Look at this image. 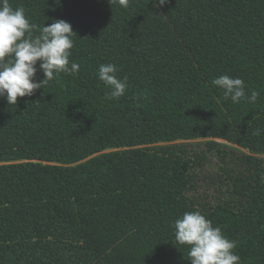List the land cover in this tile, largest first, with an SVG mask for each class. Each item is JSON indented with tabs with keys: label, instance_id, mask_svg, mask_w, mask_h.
Masks as SVG:
<instances>
[{
	"label": "trees",
	"instance_id": "obj_1",
	"mask_svg": "<svg viewBox=\"0 0 264 264\" xmlns=\"http://www.w3.org/2000/svg\"><path fill=\"white\" fill-rule=\"evenodd\" d=\"M9 3L37 29L69 22L80 70L17 105L0 97V264H191L172 225L195 210L239 264H264V0ZM101 64L128 78L119 99ZM224 74L256 102L224 99L211 85ZM205 139L247 153L222 161L219 185L169 146Z\"/></svg>",
	"mask_w": 264,
	"mask_h": 264
},
{
	"label": "clouds",
	"instance_id": "obj_2",
	"mask_svg": "<svg viewBox=\"0 0 264 264\" xmlns=\"http://www.w3.org/2000/svg\"><path fill=\"white\" fill-rule=\"evenodd\" d=\"M158 2L162 6L167 0ZM109 3L127 6V0H109ZM73 35L76 34L72 25L63 19L54 18L50 25L37 29L22 6L13 8L9 0H0V97L8 105H17L18 97L32 96L55 75H76L80 65L69 61ZM38 70L42 71L43 79L37 81ZM118 70L115 64L99 65L98 78L109 89L106 99H119L126 93L128 78L120 79ZM211 85L223 90L224 99H231L233 103L241 100L255 103L260 95L251 89L250 95H246L244 81L227 74L212 79ZM172 227L175 242L188 246L191 264H239L240 258L233 251L235 241L225 237L221 228L214 227L199 210L184 212Z\"/></svg>",
	"mask_w": 264,
	"mask_h": 264
},
{
	"label": "rangeland",
	"instance_id": "obj_3",
	"mask_svg": "<svg viewBox=\"0 0 264 264\" xmlns=\"http://www.w3.org/2000/svg\"><path fill=\"white\" fill-rule=\"evenodd\" d=\"M169 146L180 148L186 151L190 156L202 160L203 176H209V178L212 179L211 181L216 185H219L220 183L217 180V171H219V166H221L222 161L226 160L229 155L247 154L236 146L219 139L181 141L170 144ZM258 158L264 159V155L259 156ZM202 186L206 187V190L209 193H211L214 188L213 184L209 182L208 184L203 183ZM203 190L204 189H202V191Z\"/></svg>",
	"mask_w": 264,
	"mask_h": 264
}]
</instances>
